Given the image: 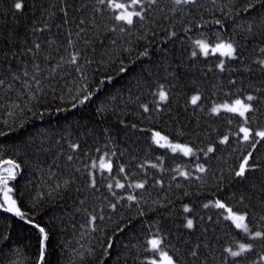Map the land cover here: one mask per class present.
Wrapping results in <instances>:
<instances>
[{
    "label": "trees",
    "instance_id": "obj_1",
    "mask_svg": "<svg viewBox=\"0 0 264 264\" xmlns=\"http://www.w3.org/2000/svg\"><path fill=\"white\" fill-rule=\"evenodd\" d=\"M14 2L0 0V165L14 161L19 177L31 171L44 177L53 158L57 174L39 184L27 177L25 201L20 179L9 180L26 219L0 210V264H38L41 234L34 224L48 233L42 264H150L152 236L178 264H264V237L251 235L264 232V220H255L264 217V140L255 136L264 129V0H143L144 18L133 17L132 25L116 21L119 10L98 0H19L20 10ZM199 40L229 42L236 51L204 54ZM151 55L158 62L145 60ZM236 99L251 105L245 117L212 112ZM244 125L249 141L240 132ZM154 132L193 153L156 144ZM209 147L214 151L205 155ZM44 150L54 151L52 158ZM248 152L257 167L237 177ZM101 158L111 171L98 168ZM217 200L226 208H217ZM227 208L246 214L249 233L226 219ZM241 243L253 247L238 257L225 251H239Z\"/></svg>",
    "mask_w": 264,
    "mask_h": 264
},
{
    "label": "snow or ice",
    "instance_id": "obj_2",
    "mask_svg": "<svg viewBox=\"0 0 264 264\" xmlns=\"http://www.w3.org/2000/svg\"><path fill=\"white\" fill-rule=\"evenodd\" d=\"M147 2L149 4L155 3V0H147ZM195 0H175L176 4H189V3H194ZM99 4H105L107 3L109 7L114 8V9H118L120 10V13L118 15L115 16L116 21L118 22H123L124 24L127 25H132L134 23V19L133 17H139L140 19H143V15L142 13L144 12V7H143V0H131L130 4H126V3H122V2H117V0H98ZM135 5H141L140 10H132L129 11V8H132ZM14 7L17 10H20L22 8V3L19 2V0H16V2H14ZM249 7H252V5H249ZM217 24L220 23V21H216ZM77 35H79V33H77ZM173 35H175V33H173ZM69 43H71V41H69ZM198 46H200L204 51L205 54H207L208 51V45L205 43H202L200 41H197ZM37 49L40 47L39 44H37L35 46ZM212 52H217L219 51L221 53V55L224 56H228V57H232L236 51V49L234 48L232 43H218L214 48L211 49ZM262 51H264V49H262ZM146 54V53H143ZM193 55H196L195 52L192 53ZM80 55V53L77 51L76 53H74L71 56V60L70 63L72 64H76L77 63V57ZM261 64H264V60L260 61ZM223 65V61H221L220 66ZM78 71L80 70L79 68L77 69ZM125 69L122 67L120 69L121 72H123ZM53 71H55V69H53ZM25 75H27V73H25ZM107 79H111V77H108ZM4 81L0 80V84H3ZM37 83H39V81H37ZM92 93H89L88 95L83 96L82 99L78 100L79 104H84L86 101H88L91 98ZM159 98L161 101H164L167 99V94L166 92L162 89L161 86V91L159 92ZM200 99L199 96H193L192 97V103L196 104L197 100ZM254 97L249 95L247 97L248 101L253 100ZM77 106L76 103H73L72 107L75 108ZM222 107L224 109H226L228 112L234 113V114H238L240 117H245V114L251 111V105L245 103L243 100L241 99H236L231 105L225 104L222 105ZM144 110L148 111V107L144 106ZM218 108L214 107L212 109V112H217ZM247 122V121H246ZM240 132L243 133V140L244 141H249L252 137L250 136V129L248 127H241L240 128ZM0 135H5V133H0ZM255 136L259 137L261 140H264V129L257 131L255 133ZM229 137L225 136L223 137V139L220 141V143H226L228 141ZM153 140L156 144H160L161 140L167 141V137L162 136L159 132H155L153 134ZM162 147L164 145H161ZM78 147V145H71V148L73 150H75ZM167 147H170L171 150L173 152L176 151H182L184 155H191L193 153V149L191 147L188 146H183V145H179V144H171L168 143ZM252 148L256 147V143H253L251 145ZM214 151L213 147H209L207 149V152L205 153V155H207V153H211ZM253 153L252 152H248V154L246 156H244L242 158L241 163L239 164V168L237 171H235V176L237 177H245L247 172L254 167H257L254 164H250V159L252 157ZM69 160L72 159L71 156L68 157ZM5 163L7 164H11L12 165V170L10 172V175H8V177L6 179L2 180V183L5 185L6 191H5V204L7 205V207H4V205H0V207H4V210L7 212H12L14 213L16 216L20 217L21 219H26V214L21 211V209L19 207H17L16 201L12 200L9 196L8 193L11 192L10 188H7V184H8V180H13L16 178V171L15 169H18L20 167L19 164L15 163L14 161H6ZM96 165L94 164L93 167H95ZM99 167L102 169H106L108 171L112 170V163L111 162H105L103 158H101L100 160V164ZM153 167H155V165H153ZM198 171L199 172H204L205 168L203 165H197ZM5 171H8V169H5ZM121 172H124V168L121 167L120 168ZM180 175H187V173L184 172H180ZM95 185V181H93L92 186ZM111 185H109V188L111 189ZM116 188H124L125 185L122 183L117 182L115 184ZM135 188L140 189L144 187L143 183H136L134 185ZM127 199L129 201H133L136 199L135 196L133 195H129L127 197ZM113 208L116 207L115 204L111 205ZM215 206L217 208H221L224 209L226 208V205L224 203H222L221 201L217 200L215 202ZM205 207H208V205H205ZM185 212L189 211V208L187 206H185L184 208ZM227 211L229 213V215L226 217V219H230L234 224L235 227L237 229H242L245 233H249V227L248 225L245 223V219H246V214H237L235 212H233V210L231 208H227ZM96 217L93 216L91 217L92 221H95ZM262 220H264V217H261ZM27 223L29 224H33V220L32 219H27ZM34 227L38 229L39 233L41 234V239H40V253H39V262L38 264H42V262L44 261L45 258V252H46V241L48 239V233L45 230L44 227H41L39 224H34ZM186 227L191 229L193 227V221L191 219L187 220L186 223ZM254 238H261L264 237V232L261 231H255L254 233L251 234ZM148 244L151 246V249L153 252H158L160 255V259L156 260V259H152L150 261V264H175V261L173 260V258L165 251L161 250V245H162V239L158 236H154L152 239L148 240ZM109 247H111V241L109 242ZM252 245L251 244H244L241 243L239 245V251H232L230 248L229 249H225V251H227L229 253V255L231 257H238L241 256L243 253L248 252L249 250L252 249ZM193 255H195V253L193 252ZM262 259H264V257H262Z\"/></svg>",
    "mask_w": 264,
    "mask_h": 264
},
{
    "label": "bare ground",
    "instance_id": "obj_3",
    "mask_svg": "<svg viewBox=\"0 0 264 264\" xmlns=\"http://www.w3.org/2000/svg\"><path fill=\"white\" fill-rule=\"evenodd\" d=\"M158 8H160V10L161 11H163V10H165V4H159V7ZM164 12V11H163ZM199 41H201V40H199ZM156 56V55H155ZM155 56H150L149 58H145V60L147 61V62H149V63H151V64H154V63H156V62H158V60H156V57ZM207 73V72H206ZM261 73H263L264 74V71L263 72H261ZM208 74V73H207ZM157 82V81H156ZM157 83H160L159 82V80H158V82ZM29 84H32V81H29ZM31 88V85H27L26 87H25V89L26 90H29ZM167 91L169 92V94L171 95V97L172 98H177V93H178V91L176 90V88L175 87H173V86H169V88L167 89ZM216 92H211V93H207V95H205V100L207 101V100H210L211 98H213V95L215 94ZM186 94H191V92H187ZM198 96H199V93H196ZM196 95V96H197ZM154 109V105H152V110ZM143 112L144 113H147V112H149V110L148 111H145V110H143ZM150 112H151V110H150ZM51 120H52V118H50V116H47V123H46V121L44 122L45 124H49L50 122H51ZM54 152V151H53ZM53 152L51 153V151L49 152L48 150H44L43 151V155L44 156H46V157H48V156H51L52 154H53ZM51 158H52V156H51ZM51 165H52V168H50L48 171L46 170V173H44L45 175H44V177H43V175H41L42 174V172H33V171H31V172H29V173H27V176L26 175H21L20 177H18V179H20V180H18V192L19 193H21V195L19 194V199L20 200H24V194H23V184L25 183V181H26V178L28 177L32 182H35V183H41V181L43 180V178H45L46 180H48V181H50L51 182V179L53 180V179H55V176H56V174H57V163H56V161L55 160H53V158H52V160H51ZM62 165H61V163H59V167H61ZM42 170H44L43 168H42ZM186 171H184V173H185ZM6 176V175H5ZM21 183V184H20ZM25 198H26V196H25ZM25 201V200H24ZM23 201V202H24ZM26 201H27V199H26ZM25 203V202H24ZM23 203V204H24ZM26 207L27 208H29L30 207V204H29V202H26ZM255 220L257 221V222H260L261 221V216L260 215H258V216H256L255 217Z\"/></svg>",
    "mask_w": 264,
    "mask_h": 264
},
{
    "label": "rangeland",
    "instance_id": "obj_4",
    "mask_svg": "<svg viewBox=\"0 0 264 264\" xmlns=\"http://www.w3.org/2000/svg\"><path fill=\"white\" fill-rule=\"evenodd\" d=\"M129 11H132V10H134V9H128ZM120 13V10H119V12L117 13V14H119ZM200 42H202V43H205V44H207L208 45V51H207V53H214V54H220L221 55V53L219 52V51H217V52H212L211 51V49L212 48H214L218 43H215V44H209V43H207V42H205V41H200ZM219 43H229V42H219ZM199 49H200V51L202 52V53H204L205 54V51L199 46ZM222 56H224V55H222ZM242 100V99H241ZM235 101V100H234ZM244 101V100H243ZM245 102V101H244ZM233 102H231V103H222V104H219V105H217V106H214V107H216V108H218V111H227L226 109H224L223 107H222V105H225V104H228V105H231ZM245 103H247V104H249L248 102H245ZM217 111V112H218ZM243 127H247V126H243ZM155 133V132H154ZM153 133V134H154ZM162 136H165V135H163V134H161ZM242 136H243V133H242ZM166 137V136H165ZM168 143H171V144H179V145H183V146H188V147H191L190 145H188V144H185V143H181V142H177V141H171L169 138H167V141H164V140H161L160 141V144L159 145H164V146H166L167 147V144ZM169 149H171L170 147H168ZM178 152H181V153H183L182 151H179L178 150ZM98 168H100V167H98ZM5 169H8V171H5ZM11 170H12V165L11 164H7V163H5V164H3L2 165V167H1V171H4L6 174H8V175H10V172H11ZM101 170H105V171H107L106 169H102L101 168ZM15 171H16V169H15ZM3 179H6V178H0V205H4V207H7V205L5 204V196H4V194H5V191H6V188H5V185L2 183V180ZM7 188H10L11 189V185L8 183L7 184ZM8 196L12 199V200H15L16 201V199L14 198V196H13V194H12V192H9L8 193ZM16 204H17V207H19V205H18V203H17V201H16ZM4 207H0V208H4ZM20 208V207H19ZM109 216V219L111 220L112 219V217H113V215H108ZM81 233V232H80ZM92 235V234H91ZM154 236H152V237H150V239H152ZM149 239V240H150ZM149 247L151 248V246L149 245ZM162 250V249H161ZM162 251H165V250H162ZM165 252H167V251H165ZM168 253V252H167ZM169 254V253H168ZM170 255V254H169ZM171 256V255H170ZM172 257V256H171ZM152 259H156V260H159L160 259V255H159V253L157 252V256H153V257H151L150 258V261L152 260ZM174 260V259H173ZM175 261V260H174ZM71 264H72V262H71ZM175 264H178L176 261H175Z\"/></svg>",
    "mask_w": 264,
    "mask_h": 264
}]
</instances>
